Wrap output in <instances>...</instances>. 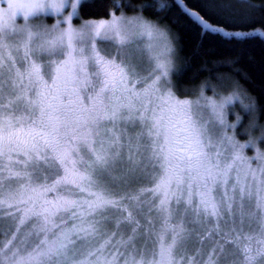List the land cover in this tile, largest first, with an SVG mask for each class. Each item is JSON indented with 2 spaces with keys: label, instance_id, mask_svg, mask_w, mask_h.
<instances>
[{
  "label": "snow or ice",
  "instance_id": "6c2138e0",
  "mask_svg": "<svg viewBox=\"0 0 264 264\" xmlns=\"http://www.w3.org/2000/svg\"><path fill=\"white\" fill-rule=\"evenodd\" d=\"M85 3L0 17V264H264V153L220 128L251 97L234 82L219 103L179 99L171 28L114 15L74 28ZM175 3L202 37L241 35ZM205 240L206 260L187 257Z\"/></svg>",
  "mask_w": 264,
  "mask_h": 264
},
{
  "label": "trees",
  "instance_id": "16d2710c",
  "mask_svg": "<svg viewBox=\"0 0 264 264\" xmlns=\"http://www.w3.org/2000/svg\"><path fill=\"white\" fill-rule=\"evenodd\" d=\"M160 3L169 7L157 11ZM183 3L214 26L241 35L202 37L194 19L183 12L175 0H86L79 9L76 22L106 20L113 15L126 14L143 16L170 27L175 34L176 69L179 72L172 75L177 97L190 98L204 88L207 93L211 89L226 91L233 89L234 82H239L254 102V122L260 128L252 132L255 137H263L264 35L259 33H264V0H247L246 3L242 0H183ZM146 4L153 7L145 10ZM239 130L243 137V131L250 128L243 122Z\"/></svg>",
  "mask_w": 264,
  "mask_h": 264
},
{
  "label": "rangeland",
  "instance_id": "374dc122",
  "mask_svg": "<svg viewBox=\"0 0 264 264\" xmlns=\"http://www.w3.org/2000/svg\"><path fill=\"white\" fill-rule=\"evenodd\" d=\"M24 3L27 2V0H8L7 3L3 2V0H0V17L3 18H7L6 17V13L8 11V4L9 3ZM70 12V9H65L63 15L67 16ZM115 17H126V18H134V17H138V16H134V15H126V14H120V15H114ZM49 18H52V20H49ZM15 19V23L17 25H22L24 23L23 17L16 15L14 16ZM58 18H54V17H42L40 20H36L35 23H41L44 25H47L49 27H51L53 24H55L57 22ZM76 19L78 18H73L71 21L72 27L79 29L83 23L85 22H89V21H82V22H76ZM110 19H106V20H90L93 22H100V21H108ZM64 25H61V27H63ZM174 43V41H173ZM175 47V46H174ZM159 49V42H156V49ZM173 63L174 66L176 68V51L175 54L173 56ZM146 75V73H145ZM171 81H172V76H171ZM173 84V82H172ZM233 89H227L226 91H219V90H213L211 89L210 93H207L205 88L201 89L198 93V95L190 97V98H186V99H182L179 98L181 100H191V101H195L197 100L200 95L201 92L203 93V96L208 97L211 100H215L217 103L220 102V100L224 97H227L229 95H231ZM174 92V90H173ZM175 93V92H174ZM218 93V95H217ZM176 95V94H175ZM177 96V95H176ZM203 103V101H201ZM249 104L247 102V99L244 98L243 95H241L240 100L238 101H234L231 104H226L224 109H223V119L225 121V125H235L234 128H227L224 125H221L220 128L223 129V135L226 136H230L233 137V139L238 142L239 144H247L249 140H252L255 142V148L253 147H247L243 149V155L245 157H254L257 154V151L264 153V141L262 142L263 139H261L262 137H255L253 134V129H259V125L254 122L255 118V114L254 112L249 115L247 109L244 107L245 105ZM205 118H209L208 115V111L205 110L204 112ZM239 120V123H238ZM245 122V124L247 123V127L250 128V130L248 131H243V133L245 134L243 137H240V134L242 132V130H239V126ZM242 135V134H241ZM264 137V136H263ZM225 147H227V145L225 144ZM258 165V162L256 160H252V167L256 168ZM54 194L53 193H49L48 196L49 198H51ZM6 239L5 236L0 235V240H4ZM209 241L205 240L203 242V244H198L196 241H192V243L189 246L188 252H187V257H192V256H196V260H200L201 258L206 260V256L205 253L208 250V245H209ZM197 251L200 253V255H196ZM186 257V258H187ZM193 264H195V261H193Z\"/></svg>",
  "mask_w": 264,
  "mask_h": 264
},
{
  "label": "water",
  "instance_id": "95a60500",
  "mask_svg": "<svg viewBox=\"0 0 264 264\" xmlns=\"http://www.w3.org/2000/svg\"><path fill=\"white\" fill-rule=\"evenodd\" d=\"M184 4V3H183ZM185 5V4H184ZM189 9V8H188ZM190 10V9H189ZM201 17V16H200ZM193 18V17H192ZM194 19V18H193Z\"/></svg>",
  "mask_w": 264,
  "mask_h": 264
}]
</instances>
